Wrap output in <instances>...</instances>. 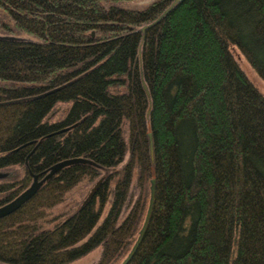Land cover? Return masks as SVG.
Segmentation results:
<instances>
[{
    "label": "trees",
    "instance_id": "obj_1",
    "mask_svg": "<svg viewBox=\"0 0 264 264\" xmlns=\"http://www.w3.org/2000/svg\"><path fill=\"white\" fill-rule=\"evenodd\" d=\"M132 1L0 0V170L23 168L0 180V206L41 181L0 218V262L68 264L99 247L95 264H114L155 179L128 264H264V95L230 49L264 82V0ZM59 102L71 104L50 121Z\"/></svg>",
    "mask_w": 264,
    "mask_h": 264
},
{
    "label": "rangeland",
    "instance_id": "obj_2",
    "mask_svg": "<svg viewBox=\"0 0 264 264\" xmlns=\"http://www.w3.org/2000/svg\"><path fill=\"white\" fill-rule=\"evenodd\" d=\"M153 0H140V1H132V2H122L121 5L127 8H136L141 9L147 6ZM26 38L25 34L21 35ZM231 53L235 57L237 63L241 67V69L245 72L246 76L249 80L258 88V90L264 95V82L257 76L252 67L248 64V62L244 59L242 54L238 51L235 46H231ZM70 102H59L54 109L49 114L50 121H56L64 117L66 114ZM23 175V168L20 166H12L10 168L0 170V180H16L19 179ZM96 181L91 183H80L76 187H74L71 191L68 192L64 202L57 205L53 208V212L55 213H65L72 212L75 210L89 193L91 187L94 185ZM101 248H96L91 252L87 253L83 257L70 262L68 264H95V262L100 257ZM126 256V255H125ZM124 256V257H125ZM124 257L119 258L114 264H119ZM0 264H9L0 262Z\"/></svg>",
    "mask_w": 264,
    "mask_h": 264
},
{
    "label": "water",
    "instance_id": "obj_3",
    "mask_svg": "<svg viewBox=\"0 0 264 264\" xmlns=\"http://www.w3.org/2000/svg\"><path fill=\"white\" fill-rule=\"evenodd\" d=\"M176 1H179V0H176ZM148 140H149L150 155H151V159H152V156H153V141H152L151 133H148ZM71 162H73V160H68V161L61 162V163L53 166L51 172H54L55 170H57L62 165H65V164H68V163H71ZM40 184H41V181H38L37 177L34 176L33 182L30 184V186L28 188H26L24 191H22L19 195H17L11 201H9V202H7V203H5V204L0 206V218L5 217V216L15 212L22 205H24L28 200H30L33 197V195L36 193V191L38 190ZM97 184L94 187H92L90 193L88 194V197L94 192L95 187L97 186ZM154 197H155V179H151L150 180L149 204H148V208H147V211H146V215H145L143 224H142L141 228L138 231L137 238H136L135 242L133 243L131 249L129 250L127 255L122 259V261L119 264H128V262L131 260V258L135 254L136 250L138 249L139 245L141 244V242H142V240L144 238L148 223H149L150 218H151L152 208H153V204H154Z\"/></svg>",
    "mask_w": 264,
    "mask_h": 264
}]
</instances>
